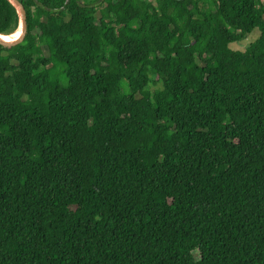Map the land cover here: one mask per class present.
<instances>
[{
    "label": "trees",
    "instance_id": "16d2710c",
    "mask_svg": "<svg viewBox=\"0 0 264 264\" xmlns=\"http://www.w3.org/2000/svg\"><path fill=\"white\" fill-rule=\"evenodd\" d=\"M18 1L0 264H264V0Z\"/></svg>",
    "mask_w": 264,
    "mask_h": 264
},
{
    "label": "water",
    "instance_id": "95a60500",
    "mask_svg": "<svg viewBox=\"0 0 264 264\" xmlns=\"http://www.w3.org/2000/svg\"><path fill=\"white\" fill-rule=\"evenodd\" d=\"M7 1L14 7L16 14L18 16L19 34L14 40L11 41L5 40L4 36L0 35V46L5 48L14 47L20 44L23 41L26 34V13L24 7L18 0H7Z\"/></svg>",
    "mask_w": 264,
    "mask_h": 264
},
{
    "label": "rangeland",
    "instance_id": "374dc122",
    "mask_svg": "<svg viewBox=\"0 0 264 264\" xmlns=\"http://www.w3.org/2000/svg\"><path fill=\"white\" fill-rule=\"evenodd\" d=\"M14 35L15 34L10 35L8 37H12ZM258 35H259V32L257 29H255L247 36L246 39H244L243 41L238 42V43H232L229 45V47H230V49H232L234 51H244V49L249 45V43L253 42L255 39L258 38Z\"/></svg>",
    "mask_w": 264,
    "mask_h": 264
},
{
    "label": "bare ground",
    "instance_id": "6f19581e",
    "mask_svg": "<svg viewBox=\"0 0 264 264\" xmlns=\"http://www.w3.org/2000/svg\"><path fill=\"white\" fill-rule=\"evenodd\" d=\"M18 34H19V29L16 31L14 36H12V37L4 36V39L7 41L14 40L18 36Z\"/></svg>",
    "mask_w": 264,
    "mask_h": 264
}]
</instances>
